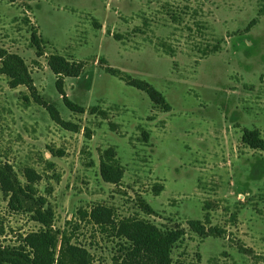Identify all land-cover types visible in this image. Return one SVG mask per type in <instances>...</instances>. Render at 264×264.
I'll use <instances>...</instances> for the list:
<instances>
[{
	"label": "rangeland",
	"instance_id": "374dc122",
	"mask_svg": "<svg viewBox=\"0 0 264 264\" xmlns=\"http://www.w3.org/2000/svg\"><path fill=\"white\" fill-rule=\"evenodd\" d=\"M0 47L22 58L33 94L68 122H54L32 90L0 74V168L24 188L25 167L39 175L26 187L34 199L20 194L18 210L0 189L4 250L28 252L25 238L47 231L55 258L117 264L124 239L88 215L103 206L115 221L182 229L173 261L264 264V149L242 141L243 128L264 139V0H0ZM51 53L83 63L63 77L83 113L62 102ZM105 67L148 81L169 109ZM106 150L121 164L117 184L101 176Z\"/></svg>",
	"mask_w": 264,
	"mask_h": 264
},
{
	"label": "trees",
	"instance_id": "16d2710c",
	"mask_svg": "<svg viewBox=\"0 0 264 264\" xmlns=\"http://www.w3.org/2000/svg\"><path fill=\"white\" fill-rule=\"evenodd\" d=\"M256 18H252L247 27L252 25ZM117 38V37H116ZM41 38L37 35V31L33 29L30 32V42L36 48V55L41 56ZM217 50V45L214 44L209 50L202 48V53L206 54ZM167 54L170 53L171 48H165ZM47 64L51 71L55 74V88L60 94L64 105L72 112L83 113L84 107L73 102L66 95L63 88V77L78 76L83 68V63L69 60L61 54L51 53L47 59ZM106 72L113 76H117L123 80L127 85L133 86L146 93L149 99L164 107L165 110L169 109V104L166 102L162 93L157 90L151 83L146 80L132 77L126 72L114 69L111 67L104 68ZM0 74L7 78L9 87H16L24 85L29 91L32 90L30 97L41 104L48 112L50 118L62 125L68 122L63 121L58 113L56 107L46 102L43 98L34 95V86L32 78L27 71L26 66L20 56L15 53L8 52L0 47ZM27 94H23L24 102H29L30 98ZM96 109V106L90 107V112ZM242 141L248 146L257 149H264V139L259 136L256 129L243 128ZM101 176L107 182L117 184L122 177L121 164L111 150H106L100 160ZM27 184L34 183L39 175L31 167H25L23 170ZM20 185L18 180L11 177L4 167L0 168V189L2 193L8 196V207L12 210H18L22 207L20 194L25 198L34 199L32 194ZM43 202H38L42 205ZM90 219H93L97 224L106 223L113 228V233L117 237L124 239L120 244L122 254L117 264H188L180 260L173 261L171 258V251L177 242L182 240L184 231L182 229L166 228L161 229L149 220L139 218H123L118 221L112 220L107 208L103 206H94L88 213ZM44 223L41 214L36 218ZM190 226L198 232L200 236L207 235L203 230L200 220H189ZM28 252H11L4 250L0 244V264H68L62 258H55L54 248L55 241L53 237L47 232L29 234L25 238ZM74 250L72 256L76 260H80L81 255L75 252V246H71Z\"/></svg>",
	"mask_w": 264,
	"mask_h": 264
}]
</instances>
